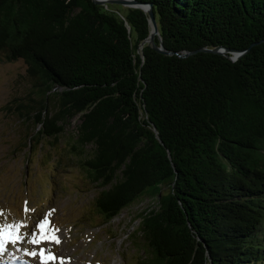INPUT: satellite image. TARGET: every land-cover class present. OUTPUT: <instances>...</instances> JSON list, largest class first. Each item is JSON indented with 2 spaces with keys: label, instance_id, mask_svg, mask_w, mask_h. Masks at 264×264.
Instances as JSON below:
<instances>
[{
  "label": "trees",
  "instance_id": "1",
  "mask_svg": "<svg viewBox=\"0 0 264 264\" xmlns=\"http://www.w3.org/2000/svg\"><path fill=\"white\" fill-rule=\"evenodd\" d=\"M136 1L152 4L172 56L140 50L137 10L0 0V56L22 60L36 88L14 109L32 123L27 144L76 119L69 152L103 224L154 200L141 264H264V0ZM218 47L245 53L178 57Z\"/></svg>",
  "mask_w": 264,
  "mask_h": 264
},
{
  "label": "rangeland",
  "instance_id": "2",
  "mask_svg": "<svg viewBox=\"0 0 264 264\" xmlns=\"http://www.w3.org/2000/svg\"><path fill=\"white\" fill-rule=\"evenodd\" d=\"M35 92L25 63L0 56V227L20 225L24 237L7 245L0 263L41 264L39 256L25 255L24 250L44 249L56 257L48 264H141L146 254L137 235L139 216L155 207L154 200L144 198L103 224L93 207L97 190L87 180L80 157L69 152L76 119L67 123L58 140L27 144L32 123L22 122L14 109L35 100ZM45 220V234L60 242L30 243L32 236L42 235L39 224Z\"/></svg>",
  "mask_w": 264,
  "mask_h": 264
},
{
  "label": "water",
  "instance_id": "3",
  "mask_svg": "<svg viewBox=\"0 0 264 264\" xmlns=\"http://www.w3.org/2000/svg\"><path fill=\"white\" fill-rule=\"evenodd\" d=\"M91 1L93 4L97 6H102L105 9H107L108 7H118L124 10H137L141 12L142 15L147 20L149 33L147 37L144 39V41L140 44L139 46L140 50L143 48V46L147 45L158 54H161L164 56H172L174 54L172 52L165 50L162 45V41L159 36V30H158V26L156 22L155 12L153 10L152 4L139 2L136 0H91ZM116 13H118L117 10H116ZM155 40H157L158 44L155 43ZM197 53H212V54H219V55L229 54L231 56L229 59L232 62H234L239 57H241L245 52L230 51L225 48L218 47L215 49L202 48V49H198L193 52H186L181 55H178L175 53V55H178V57H181V58H185L191 55H195Z\"/></svg>",
  "mask_w": 264,
  "mask_h": 264
},
{
  "label": "snow or ice",
  "instance_id": "4",
  "mask_svg": "<svg viewBox=\"0 0 264 264\" xmlns=\"http://www.w3.org/2000/svg\"><path fill=\"white\" fill-rule=\"evenodd\" d=\"M48 224V221L45 220L39 224V229L42 233V235L37 239L36 236H32L30 239V243L36 245L38 243L44 242V241H54L56 243H59L58 237H49L45 234V229ZM20 225H4L0 227V256H3L7 251L8 247L7 245L11 243L12 245H16L18 241H21L24 239L23 236L19 234ZM25 255L37 257L39 256L41 258V264H48L49 260H54L56 257L47 254L46 250L41 249L39 252L37 251H29L28 249L24 250ZM13 259H19V257L13 256ZM61 264H63L61 260Z\"/></svg>",
  "mask_w": 264,
  "mask_h": 264
},
{
  "label": "bare ground",
  "instance_id": "5",
  "mask_svg": "<svg viewBox=\"0 0 264 264\" xmlns=\"http://www.w3.org/2000/svg\"><path fill=\"white\" fill-rule=\"evenodd\" d=\"M41 245H42V244H41ZM37 246H39V245H37ZM1 257H2V256H1ZM9 260H10V259H9ZM30 260H32V259H30ZM40 260H41V258H40ZM11 262H12V261H9V262H7V263H4V262H3V263H4V264H11ZM3 263H0V264H3ZM29 263H30V262H29ZM29 263H28V264H29ZM31 264H32V263H31Z\"/></svg>",
  "mask_w": 264,
  "mask_h": 264
}]
</instances>
